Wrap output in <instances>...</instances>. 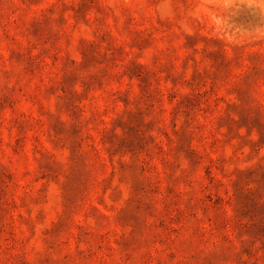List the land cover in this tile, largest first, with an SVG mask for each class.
I'll return each mask as SVG.
<instances>
[{
    "label": "rangeland",
    "instance_id": "obj_1",
    "mask_svg": "<svg viewBox=\"0 0 264 264\" xmlns=\"http://www.w3.org/2000/svg\"><path fill=\"white\" fill-rule=\"evenodd\" d=\"M0 264H264V0H0Z\"/></svg>",
    "mask_w": 264,
    "mask_h": 264
}]
</instances>
